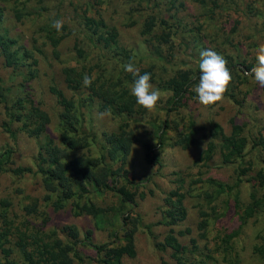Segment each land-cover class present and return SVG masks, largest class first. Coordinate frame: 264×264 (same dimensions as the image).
<instances>
[{"label":"rangeland","instance_id":"374dc122","mask_svg":"<svg viewBox=\"0 0 264 264\" xmlns=\"http://www.w3.org/2000/svg\"><path fill=\"white\" fill-rule=\"evenodd\" d=\"M100 4L91 6L92 0H0L2 21L0 34L6 32L17 44L32 52L36 60L35 75L27 83V89L35 103L44 110L50 123L48 131L55 134L57 116L60 108L54 97L49 93L48 86L54 84L64 96L72 99L82 113V130L95 135L88 155L97 157L102 134L113 132L120 123V116L110 113L101 118L95 103L90 104L84 94L72 92L65 87L61 69L66 66H77L74 44L84 50L83 67L96 69L99 54L96 53L83 38L80 15H100L109 27H113L123 47H143L144 36L140 34L143 21L148 16L163 18L169 23L175 22L174 35L166 44H159V49L165 61L153 62L155 81L151 83L161 93V100L155 114L143 112L129 122V128L135 133L136 142L131 146L126 157L124 170L132 181L130 192L133 193V204L125 206L122 217L127 215L136 226L134 232L135 256L126 258L125 264H174L168 249H161V242L168 228L159 224L163 199L166 194L177 189L183 194V204L186 216L183 221L173 227L177 233L186 228L189 235L179 236L181 244H187L190 237L197 238L196 225L200 219V211L207 213L205 239H198L199 247L207 248L211 256V264H228L227 259L218 254L216 244L224 233L238 231L233 239V254L235 264H264V256L254 252L264 229V215L257 214L245 221H240L236 211L248 201L250 192L263 195L264 189L256 184L255 175L264 171V148H250L248 145L241 157L224 164L221 161L217 142L208 135L209 123L220 125L224 134L230 131V122L241 127V134L247 141L256 138L264 140V89L255 82L254 77L246 72L230 70L233 81L229 90L236 102L226 97L225 102L216 111L188 101L177 113L170 116L172 122L181 125L192 119L202 128L194 145L182 149L174 144V132L166 131L165 142L158 151V164L150 165L144 160L142 144L151 142V123L159 124L163 118L164 101L168 92L157 88L160 79L170 77L175 71L190 68L200 61V53L214 50L222 56L232 57L236 63L256 64V49L264 45V0H179L170 6L169 0H99ZM212 4H215L212 5ZM22 11L23 17L16 21L12 9ZM54 20H62L68 29V36L63 38L56 47V55L48 41L42 37L41 28L52 25ZM160 32L159 28L153 31ZM152 39V38H151ZM153 40V39H152ZM154 41V40H153ZM150 61L144 60L139 66L147 67ZM105 70L114 75L119 73V67L104 66ZM25 67L22 71H25ZM9 68H6L0 57V91L7 103L11 104L17 96L19 78H13ZM245 77L242 83L238 79ZM131 89V88H130ZM81 105V106H79ZM5 120L4 108L0 104V148L11 146L15 153L14 165L32 167L36 151L35 141L24 132L15 130L13 138L3 131L1 123ZM179 128V126H178ZM103 145V144H102ZM207 154L208 159L202 158ZM105 156V153H104ZM106 160V156L104 158ZM249 165V171L239 180L236 179V167L239 164ZM113 165L112 168H115ZM208 180L223 184L225 191H219ZM44 193L38 174H26L12 177L0 174V199L9 202L8 215L15 226L25 225L29 229L41 226L47 234L65 242L67 225H73L78 232V242L73 249L80 253L85 263L93 261L96 254L80 241L86 231L94 243L112 241L111 233H120L122 220L113 216L107 210L103 221L96 226L95 220L86 214L74 216L71 202L60 210L54 211L43 198ZM86 199L103 209L119 208V200L110 192L95 196L87 194ZM36 205L35 212L27 214L26 206ZM126 222V221H125ZM149 228H148V227ZM148 230L151 234H149ZM115 244V243H114ZM73 264H78L73 261Z\"/></svg>","mask_w":264,"mask_h":264},{"label":"trees","instance_id":"16d2710c","mask_svg":"<svg viewBox=\"0 0 264 264\" xmlns=\"http://www.w3.org/2000/svg\"><path fill=\"white\" fill-rule=\"evenodd\" d=\"M4 1V0H3ZM203 2V0H200ZM179 0H169L170 6ZM99 0H92L91 6L99 5ZM215 6V4H212ZM16 21L24 16L20 9H12ZM87 10L82 11L83 38L90 45L92 50L99 54L96 69L84 68V50L74 44L77 66H66L61 69L65 87L72 92H79L86 96L90 104L95 103L97 109L108 112L112 116H120V123L113 132L102 134L103 141L98 150V156L88 155L90 146L93 144L95 135L90 131L85 133L82 130L83 115L72 99L64 96L61 90L54 84L48 86L49 93L54 97L60 112L57 116L55 134L48 131L50 118L32 99L27 89V83L34 77L36 60L31 51L18 45L17 40L11 38L6 32L0 34V57L6 68L12 72L13 78L18 77L17 91L22 96H17L9 104L0 91V104L4 108L5 120L1 123L3 131L13 138L15 130L12 125L17 124V130L24 132L35 141L36 151L32 167L14 165V149L9 145L0 148V174H8L12 177H21L26 174L35 173L40 176V183L44 193V200L54 210H60L71 202L72 214H86L95 220L96 226L103 221L107 210L113 216L121 219L120 233H111L112 241L105 243H94L91 240L90 232L86 231L80 241L95 252L96 258L91 263H85L79 252L73 249V244L78 242V232L73 225L63 228L66 241H60L54 233L47 234L41 226L29 229L25 225L15 226L8 215L9 202L7 199H0V264H125L126 258L135 256L134 232L136 226L124 213L125 206L133 204V193L130 186L133 184L128 173L124 170L126 157L131 146L136 142L135 133L129 128V122L143 112L142 107L136 104L135 98L130 93V88L136 77L124 70V65L134 63L140 69V74H150V83L155 81L153 62L165 61V57L159 49V44H166L174 35L175 22L169 23L159 17L148 16L142 23L140 34L144 36L142 41L144 49L137 47H123L118 39L117 31L109 27L104 19L98 15H88ZM2 9L0 8V23L2 21ZM159 28L160 32L153 31ZM42 37L49 42L52 53L56 55V47L59 42L68 36L67 27L63 26L57 32L50 24L41 28ZM154 40H152V39ZM159 43V44H158ZM217 52V51H216ZM228 61L229 70L238 71L245 75L252 68V64L244 61L236 63L232 57L225 56ZM144 60L150 61L147 67L139 66ZM200 62V61H199ZM199 62L190 68L179 69L173 75L160 79L157 88L167 91L168 97L164 101V114L159 124L151 123V142L142 144L144 160L147 164H158V151L165 142L166 131L174 132V144L182 149L194 145L199 131L202 130L194 120L188 119L178 125L172 122L170 116L179 112L188 101L199 104L194 88L199 83ZM119 67V73L114 75L105 70L104 66ZM25 67V71L22 68ZM88 74L93 77L91 87H84L83 76ZM245 80L244 76L238 79L240 84ZM226 97L236 102L233 93L228 91ZM81 106V105H79ZM203 106V105H202ZM179 126V128H178ZM208 135L217 142L218 152L222 163L230 164L241 157L244 149L264 148V140L256 138L251 141L241 134V127L232 121L230 131L226 135L218 123L211 122L208 126ZM104 153L106 160L104 162ZM208 155L202 158L208 159ZM116 165L115 168H112ZM249 171V165L239 164L236 167V179L244 176ZM256 184L264 189V171L259 170L255 175ZM219 191H225L223 184L208 180ZM107 192L113 193L119 200V208L103 209L95 206L86 199L87 194L95 196ZM183 194L177 189L168 192L163 199L161 219L159 224L168 228V232L162 241L157 243L161 249L170 251V258L174 264H211V256L207 248L200 249L198 239H205L207 227V213L200 211V219L196 225L197 238L190 237L187 244H181L179 236L189 235L188 228L175 233L173 227L183 221L186 210L183 204ZM36 205L26 206L27 214L35 212ZM257 214L264 215V194L257 195L250 192L247 203L236 211L240 221H245ZM126 221V222H125ZM148 227V226H147ZM149 228V227H148ZM149 234L150 231L148 230ZM238 231L224 233L216 244L218 254L227 259L228 264H235L233 261V239ZM260 242L254 245V252L264 256V229L259 238ZM115 243V244H114Z\"/></svg>","mask_w":264,"mask_h":264},{"label":"clouds","instance_id":"9594fccd","mask_svg":"<svg viewBox=\"0 0 264 264\" xmlns=\"http://www.w3.org/2000/svg\"><path fill=\"white\" fill-rule=\"evenodd\" d=\"M53 28L60 32L63 27L62 20H54ZM256 51V64L249 75L254 77L260 88L264 89V45ZM228 61L214 50H205L200 53L199 83L194 88L199 103L207 109L216 111L226 100V93L233 81L232 73L228 68ZM124 70L136 77L131 86L130 93L135 98L136 104L142 107L149 115L155 114L161 100V93L150 83V74H140V69L129 62L124 65ZM84 87H91L93 77L88 74L83 76ZM108 113H100L103 118Z\"/></svg>","mask_w":264,"mask_h":264}]
</instances>
